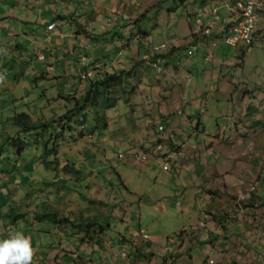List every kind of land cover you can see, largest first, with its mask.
Wrapping results in <instances>:
<instances>
[{
  "label": "rangeland",
  "instance_id": "rangeland-1",
  "mask_svg": "<svg viewBox=\"0 0 264 264\" xmlns=\"http://www.w3.org/2000/svg\"><path fill=\"white\" fill-rule=\"evenodd\" d=\"M220 1L0 0V238L30 237L31 264H264V0L251 45L236 47L203 33ZM82 49L86 82L108 70L129 83L61 119L70 79L48 75ZM20 112L55 118L48 154Z\"/></svg>",
  "mask_w": 264,
  "mask_h": 264
},
{
  "label": "trees",
  "instance_id": "trees-1",
  "mask_svg": "<svg viewBox=\"0 0 264 264\" xmlns=\"http://www.w3.org/2000/svg\"><path fill=\"white\" fill-rule=\"evenodd\" d=\"M209 5H211V4H209ZM209 5H206V9H207V6H209ZM218 14L221 17H224L225 15H227L226 11L224 9H222V8L219 10ZM205 18H208L209 22H208V24H206V28H205V30L203 32L204 34H206V35L210 34V30L212 32H214L216 35L220 34L221 36H223L225 34V33L222 32V30L220 28V26L222 25V22L211 24L212 19H211V16L209 14H207V11H206V14L202 17V24L205 23ZM258 20H259V18H258ZM258 20H257V22H258ZM213 28H214V30H212ZM143 32L146 33V31H143ZM254 33H255V31H254ZM191 43H194V42H191ZM227 45H229V44H227ZM229 46H232V45H229ZM232 47H234V46H232ZM83 51H85V53H86V50L82 49V50H80V53H82V54H80V56L77 55V56H75V58L72 59L71 65H69L71 67V69L69 71L68 70L63 71V73H64L63 75H59V74H57V75H48V79L50 78L51 80H54L52 78L58 76V78H57L58 80L56 82H60L61 79L64 76L65 77H69V79H70V89H69L68 93H66L64 95H61V96L67 102H69V103L71 102V107L69 109H67V110H69V114H65L63 117H61V119L65 118V117L67 119H70V117L72 115H77L81 111H84V108H85L86 104L90 103V102L93 103L95 98H97L98 94L101 93L103 96H105L107 94V91H108L107 88L110 89L111 85H119V86L123 85L122 87L126 88L128 83H129V81H122L121 80V78H122V76H124V74L127 75V72L120 71L119 73H115V72H109L108 70L104 71V74H106V76L104 77V80H101V81L94 80L93 81V79L90 78L89 83L86 82L85 80L87 79V76L90 75V72H89V68H88V65H87L88 61L87 60L85 61L86 57L84 56L85 53ZM194 52H196V50L195 51H191L188 54V52L186 50V54L187 55H192ZM158 54L159 53L153 54L155 56H152V57H150L148 59L149 64H152L154 67H157V66L159 67L161 65V63H162V62H160V58L158 57ZM242 55H243V50L241 51V54H240L239 57H242ZM205 59H206V57H205ZM72 76H74L75 79H73ZM116 79H117V82H114V80H116ZM73 81L80 82V83L83 81L84 84H85L84 86L85 87L87 86L86 89H85V92H84V94L82 96H79V97L69 96L70 92H72L71 89H72V87L74 85ZM77 84H79V83H77ZM128 92L129 91L126 90L125 93L128 94ZM92 94H96V96L95 95L92 96ZM58 95H60V94H58ZM95 113L97 115H99V111H97ZM83 115H85V114H83ZM98 119H100V118H98ZM12 120H13L14 124L21 129L20 131H22L24 133H29L31 130H36V129H39L40 132H42L43 134L45 132L47 136H43L44 140H42V143H43L42 147H44V150H46V151L49 150L47 152V154L50 152V150L53 149L51 147H47V141H48V139H50V137L52 135L51 134L52 131L48 128V126L50 125V123L55 121V118L49 119V120L44 121V122H33V121L30 122L29 121V115L27 113H25V112H20L17 115L13 116ZM77 122L82 123L79 120ZM103 125H105L104 122H103ZM10 140H11V142H10ZM39 140H40V138H39ZM5 145H10L11 147H14L15 151L17 153H19L20 149L23 147V144H22V142L20 140L18 141V140H15V138H11V137H7L5 139ZM6 152H7L6 147H4V145L0 146V156L2 154L6 153ZM6 157H8V155H6ZM43 163L44 164H48V161L45 160ZM30 168H31V166H29V169ZM3 196H4L3 194H0V200H1V198ZM0 207H1V204H0ZM2 216H3V214L0 211V220H1ZM20 216H21L20 214H17L15 212H9L7 214V217H9L10 221L13 222V223H14V220L16 218L20 217ZM42 217H44L45 219L47 218L48 220L51 221V219L55 218V213L54 214H46L44 216L39 215V220H42ZM62 221L63 220H59V221H55V222L56 223H61ZM86 222H87L86 227H89L91 224H93V222H90L89 220H87ZM102 231H104V227L103 226H99L98 232H102ZM96 242L99 243V240H97Z\"/></svg>",
  "mask_w": 264,
  "mask_h": 264
},
{
  "label": "built area",
  "instance_id": "built-area-1",
  "mask_svg": "<svg viewBox=\"0 0 264 264\" xmlns=\"http://www.w3.org/2000/svg\"><path fill=\"white\" fill-rule=\"evenodd\" d=\"M217 5L207 6V14L211 16V24L222 22L220 26L223 33H225V43L237 46V44L249 45L254 39V31L257 20L259 18V10L262 7L263 0H235L232 3L229 0H221ZM224 9L227 13L224 17H221L218 12L220 9ZM54 26V23L48 25V29ZM158 49V48H156ZM196 46L190 45L187 49L188 54L191 51H195ZM163 130V126H158V131ZM119 157H123V153L120 152ZM138 159H145L144 154L136 155ZM174 157V154L169 153L160 160L161 168L168 170L169 162ZM159 162V161H158ZM160 163V162H159Z\"/></svg>",
  "mask_w": 264,
  "mask_h": 264
},
{
  "label": "clouds",
  "instance_id": "clouds-1",
  "mask_svg": "<svg viewBox=\"0 0 264 264\" xmlns=\"http://www.w3.org/2000/svg\"><path fill=\"white\" fill-rule=\"evenodd\" d=\"M32 256L31 238L21 231L13 230L6 238H0V264H31Z\"/></svg>",
  "mask_w": 264,
  "mask_h": 264
},
{
  "label": "crops",
  "instance_id": "crops-1",
  "mask_svg": "<svg viewBox=\"0 0 264 264\" xmlns=\"http://www.w3.org/2000/svg\"><path fill=\"white\" fill-rule=\"evenodd\" d=\"M144 57V56H143ZM66 74V73H65ZM73 83H74V85H73V87H72V92H74L73 91V89L76 87V85H78L77 87V89H75V91H77L78 92V94H81L82 95V89H86V87L84 86L85 84H84V82L82 81L81 83L80 82H76V81H73ZM77 83H79V84H77ZM70 90V91H71ZM72 92H70V94L72 93ZM199 127V125L196 127V128H193V130H194V133H196L197 132V128ZM202 132L205 134L206 133V131H205V129H202ZM206 135V134H205ZM250 147H253L252 145H250ZM145 237H147V238H150L149 236H146V235H144ZM97 240H99V243L98 242H96ZM111 242V241H110ZM94 244H96V245H94L95 247H96V249H97V247H98V249H97V251H95L94 252V254H96V256H98V255H100V257H102V253L103 252H105V248H104V245H103V241H102V239H96V240H94ZM112 248H113V246H112ZM81 249H82V253H87V249L84 247V246H82L81 247ZM93 251V250H92ZM112 253H113V251H112ZM138 263H140V261L138 262Z\"/></svg>",
  "mask_w": 264,
  "mask_h": 264
}]
</instances>
